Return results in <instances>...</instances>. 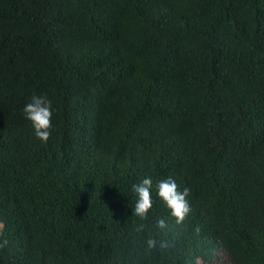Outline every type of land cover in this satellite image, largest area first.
<instances>
[{"label": "trees", "instance_id": "1", "mask_svg": "<svg viewBox=\"0 0 264 264\" xmlns=\"http://www.w3.org/2000/svg\"><path fill=\"white\" fill-rule=\"evenodd\" d=\"M32 95L53 102L46 143ZM4 239L0 264H264V0H0Z\"/></svg>", "mask_w": 264, "mask_h": 264}, {"label": "clouds", "instance_id": "2", "mask_svg": "<svg viewBox=\"0 0 264 264\" xmlns=\"http://www.w3.org/2000/svg\"><path fill=\"white\" fill-rule=\"evenodd\" d=\"M25 118L28 119L33 128L35 135L42 142H47L52 134V117H53V102L47 95H32L29 102L23 107ZM153 187L152 178L145 177L141 182L132 186V191L135 194V203L133 204V215L140 220H145L148 217L150 209L153 207L151 190ZM189 189L184 188L179 190L175 179L169 177L157 183V192L159 198L164 202L170 211V215L174 218L177 225H182L188 214L191 212V207L187 200ZM157 226L160 230H165L169 227L166 219L160 218L157 220ZM145 225L140 224L138 231H143ZM199 232V228L196 229ZM8 240L4 239L0 242V248L6 247ZM145 251L151 250H166L170 243L168 239H158L149 233L144 241ZM195 264H200L199 258Z\"/></svg>", "mask_w": 264, "mask_h": 264}, {"label": "rangeland", "instance_id": "3", "mask_svg": "<svg viewBox=\"0 0 264 264\" xmlns=\"http://www.w3.org/2000/svg\"><path fill=\"white\" fill-rule=\"evenodd\" d=\"M220 256H221V259H222V258L225 259V263H226V264H230V259H229V257H228L226 254L221 253L220 250H218L217 257H220ZM218 260H219V259H218Z\"/></svg>", "mask_w": 264, "mask_h": 264}]
</instances>
